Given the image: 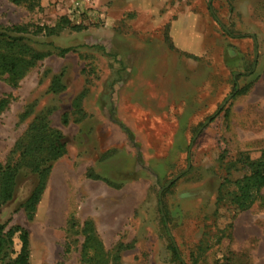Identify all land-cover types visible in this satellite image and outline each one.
Here are the masks:
<instances>
[{"label":"rangeland","instance_id":"obj_1","mask_svg":"<svg viewBox=\"0 0 264 264\" xmlns=\"http://www.w3.org/2000/svg\"><path fill=\"white\" fill-rule=\"evenodd\" d=\"M184 12L200 20L175 31H205L199 54L173 41ZM14 25L46 53L20 78L0 69V164L19 169L0 221L33 229L32 264H80L86 220L108 264H264V186L234 198L264 160V0H0ZM37 137L66 155L29 222L39 177L22 152Z\"/></svg>","mask_w":264,"mask_h":264},{"label":"trees","instance_id":"obj_2","mask_svg":"<svg viewBox=\"0 0 264 264\" xmlns=\"http://www.w3.org/2000/svg\"><path fill=\"white\" fill-rule=\"evenodd\" d=\"M10 1L15 4H21L28 0ZM56 30V27L38 26L34 33L39 34L43 31H47L48 34H53ZM27 31L28 28L24 25L0 27V69L7 72L11 78H20L36 61L46 55V53L35 50L28 45L29 38L26 35ZM49 45L60 53L70 52L74 49L72 46L59 47L54 45L53 42H49ZM4 107L5 99H0V111ZM40 141L41 137L35 138L27 145L24 152H22L23 158L30 163V166L34 168L39 177L38 184L34 187L25 203V211L29 220L34 218L37 206L42 198L54 164L66 153V146L64 143H40ZM43 153H47V155L43 156V158L38 161H34V157L37 156V159L38 156ZM0 169L2 170L0 175V200L2 203H7L15 196L19 169L12 165L3 168L1 164ZM238 184L239 191L234 193V198L237 204L244 206L252 190L264 186V160L260 159L254 161L252 163V172L250 176L240 180ZM4 229L5 225L0 221V264H29L30 239L28 230L18 224L11 227L6 233H4ZM83 234H85V239L82 243L80 264H108L111 260L108 251L91 221L86 220L84 222ZM15 236H17L20 241V248L18 250L13 249L11 251L12 255L6 262L9 252L5 249V246L14 244ZM67 251L68 250H66V252ZM174 251L179 255L176 246H174ZM120 260V255L114 258L117 264H120Z\"/></svg>","mask_w":264,"mask_h":264},{"label":"crops","instance_id":"obj_3","mask_svg":"<svg viewBox=\"0 0 264 264\" xmlns=\"http://www.w3.org/2000/svg\"><path fill=\"white\" fill-rule=\"evenodd\" d=\"M193 18V19H192ZM182 19H197L198 21L200 20L199 16L193 12H184L182 14L179 15V17L173 22L172 24V29H171V35H172V38H173V41L175 43V45L180 48L182 51L186 52V53H190V54H199V52L201 51V40L202 38L205 36V31L200 30V32H198V34L196 35H190L188 37H186L185 35H182L181 37L178 36V33L175 31V28H176V25L182 20ZM201 29V28H200ZM66 155V154H65ZM64 155V156H65ZM64 156L60 157V159L57 160V162L59 160H61ZM56 162V163H57ZM55 170V165L52 169V172L51 174L53 173V171ZM50 174V175H51ZM49 182H47V185H46V188L44 190V193L42 195V198L37 206V209H36V213L34 215V218L32 220H29L28 217H27V221L29 222H33L35 217H37L39 215V205L41 207V205L43 204V202L45 201L46 199V193H47V190H49ZM61 210V204L58 202H56V200L53 201L52 203V213L54 214L55 217H57V212ZM49 223H46L44 226H42V228H50V226L48 225ZM52 227H55V226H52ZM28 232H29V239H30V256H29V264H32V252H31V234H32V231L33 229H31L30 227H28ZM44 234L46 231H42Z\"/></svg>","mask_w":264,"mask_h":264},{"label":"water","instance_id":"obj_4","mask_svg":"<svg viewBox=\"0 0 264 264\" xmlns=\"http://www.w3.org/2000/svg\"><path fill=\"white\" fill-rule=\"evenodd\" d=\"M161 207H162V205H161Z\"/></svg>","mask_w":264,"mask_h":264}]
</instances>
